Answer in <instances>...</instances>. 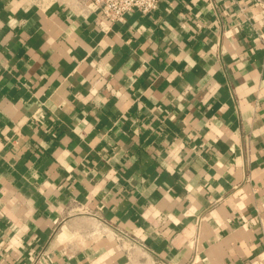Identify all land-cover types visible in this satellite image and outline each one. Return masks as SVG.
<instances>
[{
  "label": "crops",
  "instance_id": "1",
  "mask_svg": "<svg viewBox=\"0 0 264 264\" xmlns=\"http://www.w3.org/2000/svg\"><path fill=\"white\" fill-rule=\"evenodd\" d=\"M0 264H264V0H0Z\"/></svg>",
  "mask_w": 264,
  "mask_h": 264
},
{
  "label": "built area",
  "instance_id": "2",
  "mask_svg": "<svg viewBox=\"0 0 264 264\" xmlns=\"http://www.w3.org/2000/svg\"><path fill=\"white\" fill-rule=\"evenodd\" d=\"M160 0H91L98 7L101 17L107 22L121 20L131 11H138L142 15L153 13Z\"/></svg>",
  "mask_w": 264,
  "mask_h": 264
}]
</instances>
